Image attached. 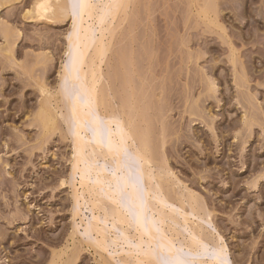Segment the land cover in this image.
Listing matches in <instances>:
<instances>
[{
    "label": "rangeland",
    "instance_id": "374dc122",
    "mask_svg": "<svg viewBox=\"0 0 264 264\" xmlns=\"http://www.w3.org/2000/svg\"><path fill=\"white\" fill-rule=\"evenodd\" d=\"M35 2L0 8V48L7 35L14 49L12 61L0 52V264H125L138 256L129 246L133 229L124 227L126 243L117 249L93 247L84 231L92 212L83 202L79 215L75 208L82 190L71 100L59 90L71 67L67 43L77 16L69 7L67 18H33L27 11ZM112 28L102 65L109 106H134L129 114L148 134L156 170L173 174L165 188L175 200L188 192L196 197L199 217H191L188 204L183 211L220 239L227 259L264 264V0H133ZM41 84L61 108L50 133L37 121L49 97ZM125 208L131 226H139L141 217ZM105 224L116 239L113 220ZM213 256L205 261L217 264Z\"/></svg>",
    "mask_w": 264,
    "mask_h": 264
},
{
    "label": "bare ground",
    "instance_id": "6f19581e",
    "mask_svg": "<svg viewBox=\"0 0 264 264\" xmlns=\"http://www.w3.org/2000/svg\"><path fill=\"white\" fill-rule=\"evenodd\" d=\"M9 2H11V0H0V8ZM131 2H133V0H83V7L79 9L80 14L75 17L73 21L72 34L71 36L68 35L71 37H69L67 43V51H70L72 54V58L70 57L71 60L69 59L71 67H69L70 70H68V75V71L65 72L66 80L64 78L65 81H62L64 86L63 88L60 86L59 91L68 96L67 92L64 91L67 90L69 85L77 84L80 86L81 91L86 95L87 105L77 104V116L81 120H85V116L91 119V114L94 113L99 120L106 122L109 129V141L111 144L110 148L108 144L99 143L96 138H93V136L83 128L72 130L74 128L72 127V131L69 129L72 133V136H70L72 137L74 151V172L79 170V185L82 190L81 193H78V190H76V212L78 215L80 214L81 210L79 205L80 202H83L84 205L89 207L93 218V221H89V223L85 224L84 231L86 235L91 236L90 242L87 243L91 244L93 247H100L102 249H106V247L117 249L120 243H126L128 234L124 227L128 226L133 229L129 246L138 256L134 259L130 257L125 258V264L157 263L155 257L158 245L170 247L173 253L176 249L183 250L186 248L187 252L185 253L190 255L193 264H214L205 261V258L210 252L219 258L217 264H233L227 259V248L220 244V239L218 238L215 240L209 237L203 230L201 231V229H199L198 223L193 220L194 218L192 220L190 219V215L191 217L195 216L196 219V217H199L201 214L200 209H198L201 205H197L199 203H197L196 197L188 192L189 196L181 195L180 198L178 197L179 199L176 198L177 200H175L176 196L174 195V197L171 191L170 194L168 188L169 182L165 181V179L169 178L167 176L172 178L173 174L166 169L156 170L154 165L156 158L154 157L153 148L150 147L148 143L149 138L146 136L148 134H144V131L136 126L135 117L129 114L131 113L129 110H133L134 106L131 108L130 103L127 104V108H129V110H127L129 112L122 109V111L120 109L119 111L115 109L112 110L111 106H109L110 103L108 100H111V98L108 96L109 91L107 88V91L104 90L106 86L102 84L105 78L102 65L105 63V59L110 52L111 40L115 34V30L112 28L113 22L118 19L121 14L126 13ZM65 3L63 0H36L33 7L27 11V14L31 15L33 18H38L41 15L54 20H57L56 18L59 17L67 18L69 14L68 11H70L69 7L71 6ZM41 5L44 7H40ZM67 7L69 9H67ZM207 7L203 10L205 17H209L210 11L212 10V8ZM5 40L7 45L5 49L0 48V52H3L7 59H14V49L11 43H8L9 40L7 35L5 36ZM10 41L12 42V40ZM13 46L15 47V45ZM38 60L43 59L40 58ZM13 63L16 64L17 62L14 61ZM66 75L68 77H66ZM40 88L44 93L46 92L49 97L46 102L41 105L40 112L37 116L39 120L37 121H40L39 125H41L46 132L50 133L58 127L57 121L61 108L57 106L59 102L56 94L47 90L48 88H46L45 85ZM61 89L64 90L61 91ZM106 92H108V94H106ZM53 103L56 105H54L55 108L53 107ZM71 104L72 102L70 101L66 107L70 113V120ZM122 106L119 107L122 108ZM62 109H64V107ZM130 150H132V152ZM126 156H129V158L131 157L130 160L134 158L136 162V166H133L136 167L135 173L139 177V182H141L138 184L140 185L138 188L142 189L145 186V191H143V189H139L138 191V188L134 190L130 185L124 188V191L132 194V208L141 217L139 226H131L125 216L126 213L123 208L127 207L129 213L133 215L131 212L132 208L130 209L126 204L122 206L124 203H120L121 192L118 186V178L127 175L125 164L128 161L130 162V160L127 161L125 159ZM134 160L132 161L133 163ZM100 162H102V164H100ZM169 179L168 181H170ZM165 182H167V184ZM142 183L144 186L141 187ZM167 185L168 187L165 188ZM143 192L144 195H142ZM106 194L111 195L109 204L106 200ZM173 200L179 202L180 206L170 211V207L168 208V206L172 204ZM175 202L173 204H175ZM157 203H159V205H157ZM119 204L123 208H120ZM173 204L171 205L172 207H174ZM185 204H188L186 206L190 208V215L188 212L183 211L185 210L184 207H186ZM127 208H125V210ZM167 208L169 212H167ZM179 210L182 211L179 212ZM110 218L114 223L116 239H112L110 235L111 231H108L103 227L104 225H102ZM149 218H151L150 220H152L154 224L153 228L151 225L150 229L147 228L152 224V222L148 220ZM147 221L150 222L149 225ZM178 226L181 229H179ZM184 230L189 233V236L184 234L186 233ZM118 232L120 234H118ZM168 234H170V238L167 237ZM92 235H95L96 239L93 240ZM101 264L108 263L103 259Z\"/></svg>",
    "mask_w": 264,
    "mask_h": 264
},
{
    "label": "snow or ice",
    "instance_id": "6c2138e0",
    "mask_svg": "<svg viewBox=\"0 0 264 264\" xmlns=\"http://www.w3.org/2000/svg\"><path fill=\"white\" fill-rule=\"evenodd\" d=\"M40 7H44L41 5ZM73 15H79V9L83 7V0H72ZM67 95L71 100V120L74 129L83 128L86 132L90 133L93 138H96L101 144H108L111 148L109 141V129L106 122L99 120L94 113L91 114V119L81 120L77 116V104L87 105L86 95L81 91L80 86L77 84H71L67 88ZM130 159V158H129ZM127 171L126 176L118 178V186L121 192V202L132 208V194L124 191L126 186H131L134 190L139 184V177L135 174V168L132 162L125 164ZM133 215H136L134 209H132ZM157 264H193L192 259L188 253H185L182 249H176L173 253L170 247L158 245L156 251ZM212 258H216L213 256Z\"/></svg>",
    "mask_w": 264,
    "mask_h": 264
}]
</instances>
